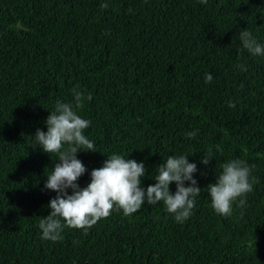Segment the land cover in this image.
Wrapping results in <instances>:
<instances>
[{
	"label": "trees",
	"instance_id": "obj_1",
	"mask_svg": "<svg viewBox=\"0 0 264 264\" xmlns=\"http://www.w3.org/2000/svg\"><path fill=\"white\" fill-rule=\"evenodd\" d=\"M243 30L264 44V0H0V264H264V56L243 48ZM77 85L93 97L79 114L97 151L77 154L80 187L114 153L145 164V189L169 155H187L202 190L187 221L145 202L41 238L59 161L34 135ZM231 159L255 165L257 182L223 216L206 188Z\"/></svg>",
	"mask_w": 264,
	"mask_h": 264
},
{
	"label": "clouds",
	"instance_id": "obj_2",
	"mask_svg": "<svg viewBox=\"0 0 264 264\" xmlns=\"http://www.w3.org/2000/svg\"><path fill=\"white\" fill-rule=\"evenodd\" d=\"M201 2L206 4L207 0ZM101 7L106 9L108 4L102 3ZM239 40L252 56H264V44L259 43L250 30L241 31ZM238 67L246 71L243 65ZM212 79L211 74H205V83H210ZM72 97L70 102L57 100L45 122L47 132L37 129L34 135L35 142L43 151L56 155L59 161L46 175L45 189L57 195L48 205L50 214L38 220L41 238L51 242L61 241L66 228L86 231L115 210H122L125 216H129L145 202L149 205L162 202L165 211L175 222L187 221L202 191L193 178L197 165L190 163L187 155H169L156 169V183L145 189L141 186L142 178L147 173L145 164L114 153L108 156L102 167L91 171L90 183L84 188L80 187L78 180L87 169L77 159V154L81 151L97 152L94 142L84 134L91 121L79 114L85 107V101H91L93 97L91 93H83L79 85L72 89ZM228 105L235 108L231 101ZM198 131L188 132L187 138L194 139ZM215 147L216 151L223 152L221 145ZM214 155L209 149L201 162L209 165ZM254 168L255 165L249 166L242 159H231L219 165L215 183L206 188L210 206L216 214L231 215L237 201L240 208L246 205V196L253 191L257 182L252 175ZM173 182L176 184L175 193L170 191ZM185 182H189L190 186L186 187Z\"/></svg>",
	"mask_w": 264,
	"mask_h": 264
}]
</instances>
